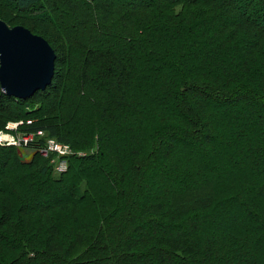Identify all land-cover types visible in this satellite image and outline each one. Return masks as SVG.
<instances>
[{
    "label": "trees",
    "instance_id": "trees-1",
    "mask_svg": "<svg viewBox=\"0 0 264 264\" xmlns=\"http://www.w3.org/2000/svg\"><path fill=\"white\" fill-rule=\"evenodd\" d=\"M78 1L74 35L59 0L0 3L65 40L45 91L0 87V129L85 154L55 177L0 146V264H264V0Z\"/></svg>",
    "mask_w": 264,
    "mask_h": 264
},
{
    "label": "water",
    "instance_id": "water-1",
    "mask_svg": "<svg viewBox=\"0 0 264 264\" xmlns=\"http://www.w3.org/2000/svg\"><path fill=\"white\" fill-rule=\"evenodd\" d=\"M56 53L43 37L0 20V87L4 94L28 100L45 91L55 76Z\"/></svg>",
    "mask_w": 264,
    "mask_h": 264
},
{
    "label": "rangeland",
    "instance_id": "rangeland-1",
    "mask_svg": "<svg viewBox=\"0 0 264 264\" xmlns=\"http://www.w3.org/2000/svg\"><path fill=\"white\" fill-rule=\"evenodd\" d=\"M59 1H60L59 9H60L61 12H60V17H59L58 21L60 20L61 23L63 24V26L68 30V32L71 33L72 35H74L77 32L76 31L77 30L76 20L81 15L83 16L85 14V10L82 8V6H81V4L79 3L78 0H59ZM113 1L118 3V2H121L123 0H113ZM125 1H128V0H125ZM129 1L133 2V0H129ZM137 1H140V0H137ZM236 2L238 3V7L240 8V6L242 5L241 4L242 1L241 0H236ZM0 3H2V4H10L11 6L15 7L14 0H0ZM7 8L8 7H0V11H1L0 12V20L4 21L10 28H14V27H17V26H22V27L27 28L28 30H30L33 33L31 28H29L30 25H27L25 22L20 21V17H16L17 13H14L13 15H11L9 13V11H7L8 10ZM2 12H4V13H2ZM46 12H52V10H51L49 5L44 4L43 6L41 5V7L39 9L32 10L31 12L26 13L24 16H26L25 19H32V20L33 19H38V20H41V21L46 23V21L44 20V17H43V16H45ZM15 18H17L18 21H16ZM7 21L9 23H11V24H15V26L9 24ZM259 23L263 24L264 23V19L263 20L259 19ZM44 28H46V29H44ZM44 28L43 29L49 33L47 36L45 34H43L42 32H40V31H38V33L36 32V34L42 33L43 36H44V37L43 36L42 37L44 39L46 37V39L48 40V43L51 45V47L55 51L56 56L58 58V56H61L60 47H59L60 43L55 38H57L58 40H60L63 43L65 42V40L63 41L61 39L60 35L58 33H56V31H54L55 29L53 27L47 26V27H44ZM90 31H91V27L88 26L87 29H85L83 32L84 33H90ZM115 35L117 36L116 37L117 41H121L120 43H124L123 42L124 40H122L121 34L116 33ZM104 38H105V40H108V34H105L103 39ZM94 42L96 44H98V43H101L102 40H100L99 36H96ZM57 58H56V60H57ZM40 107H41V105H39L36 108L35 107H31V109H29L28 112L30 110H35V109L40 108ZM12 122H15V121L14 120H9L7 122V124L12 123ZM7 124H5V125H7ZM0 131H3V130L0 129ZM4 148H6V147H4ZM16 152H17L18 158H20L22 163L23 162L24 163H29L32 160H34L35 154L29 149L17 148ZM52 175L55 176V177H58V175L56 173H52ZM262 178L264 179V176ZM52 199H53L52 195H47V193H45V194L40 195L39 197H36L33 200V203L34 204L44 205V204H46L47 200H52ZM224 215L225 214H222L221 216L218 217V219H220L221 217L223 218V223L225 225L223 227V228H225L223 230V232L232 229V227L236 223H239V222L247 219L245 217L244 213H241V212H238V211L231 212V214H229L227 216H224ZM151 231L153 233H157V231L155 229H152Z\"/></svg>",
    "mask_w": 264,
    "mask_h": 264
},
{
    "label": "built area",
    "instance_id": "built-area-1",
    "mask_svg": "<svg viewBox=\"0 0 264 264\" xmlns=\"http://www.w3.org/2000/svg\"><path fill=\"white\" fill-rule=\"evenodd\" d=\"M31 120L12 122L0 131V145L2 147H16L33 150L40 157L50 159V164L56 174L68 171L70 157L85 155L74 151L71 146L61 143L48 136L46 131L25 132L21 128L32 125Z\"/></svg>",
    "mask_w": 264,
    "mask_h": 264
}]
</instances>
